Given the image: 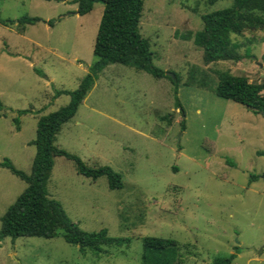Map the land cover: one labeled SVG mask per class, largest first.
<instances>
[{
	"label": "rangeland",
	"instance_id": "rangeland-1",
	"mask_svg": "<svg viewBox=\"0 0 264 264\" xmlns=\"http://www.w3.org/2000/svg\"><path fill=\"white\" fill-rule=\"evenodd\" d=\"M230 3L143 0L139 32L149 40L152 64L176 76L173 82L107 64L56 134L58 148L87 166L111 167L123 185L110 189L105 176L85 177L59 155L48 197L81 229L105 228L129 241L82 254L60 232L5 237L0 264H140L143 236L176 239L182 264H212L231 253V264H264V118L210 88L218 70L264 83V30L235 36L243 43L239 61L205 63L201 48L185 37L202 28L201 14ZM103 7L97 1L80 15L73 0H0V20H13L0 22V162L7 158L30 172L38 118L68 103L70 96L56 91L75 90L95 60ZM23 16L39 20L22 31L16 20ZM25 187L0 165V217Z\"/></svg>",
	"mask_w": 264,
	"mask_h": 264
},
{
	"label": "trees",
	"instance_id": "trees-1",
	"mask_svg": "<svg viewBox=\"0 0 264 264\" xmlns=\"http://www.w3.org/2000/svg\"><path fill=\"white\" fill-rule=\"evenodd\" d=\"M97 1L103 3V11L95 34L93 55L95 60L88 66L86 74L81 78L78 87L73 91L58 90L56 94H68V103L55 111L41 115L37 121L36 135L30 144L35 147L31 170L25 173L5 158L0 165L8 168L14 175L26 183L24 190L17 196L0 217V241L5 237L14 239L19 236H36L50 238L59 232L63 239L78 246L85 254L87 250L95 254L105 247L119 246L127 243L129 238L112 237L105 228L97 231H86L72 222L61 204L47 195L46 184L53 166L54 156H64L75 162L78 173L92 180L105 176L110 189L120 188L123 183L119 173L109 166L90 167L83 160L55 144V137L61 125L71 119L79 105L92 88L99 72L110 63H120L144 70L155 77L166 76L164 72L151 62L152 52L149 40L139 32V21L142 15L143 0H73L76 13H88ZM217 0H207L213 4ZM39 18L23 16L16 20L20 30L25 25L33 24ZM202 28L185 37L201 48L203 61L211 63L219 60L239 61L242 42L235 36L245 32L264 30V0H231L228 6L201 14ZM0 22L11 24L13 20ZM53 25V20H47ZM247 55V54H246ZM39 74L42 72L37 70ZM200 77L207 78L206 73ZM217 81L211 86L213 93L223 99L242 104L254 114L264 118V83L250 82L244 75H234L228 70L216 72ZM176 76H174L175 78ZM196 74L190 73V81L194 82ZM198 83V82H197ZM205 87V83H199ZM177 107L179 102H177ZM1 108V104H0ZM28 110H18L24 114ZM184 117V110L180 107ZM16 129L19 120L14 118ZM184 118L181 129H184ZM253 177V176H252ZM140 264H182L179 242L170 237L143 236ZM235 257L231 253L226 257L215 258L212 264H231Z\"/></svg>",
	"mask_w": 264,
	"mask_h": 264
},
{
	"label": "water",
	"instance_id": "water-1",
	"mask_svg": "<svg viewBox=\"0 0 264 264\" xmlns=\"http://www.w3.org/2000/svg\"><path fill=\"white\" fill-rule=\"evenodd\" d=\"M169 76H171V77H174V75H173V74H169Z\"/></svg>",
	"mask_w": 264,
	"mask_h": 264
}]
</instances>
